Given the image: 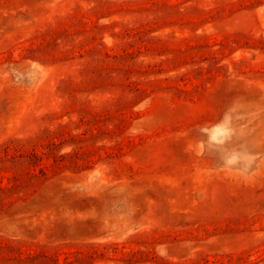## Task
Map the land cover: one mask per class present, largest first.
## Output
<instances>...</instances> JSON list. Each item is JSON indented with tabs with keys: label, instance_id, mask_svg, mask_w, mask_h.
I'll return each mask as SVG.
<instances>
[{
	"label": "rangeland",
	"instance_id": "rangeland-1",
	"mask_svg": "<svg viewBox=\"0 0 264 264\" xmlns=\"http://www.w3.org/2000/svg\"><path fill=\"white\" fill-rule=\"evenodd\" d=\"M0 264H264V0H0Z\"/></svg>",
	"mask_w": 264,
	"mask_h": 264
}]
</instances>
